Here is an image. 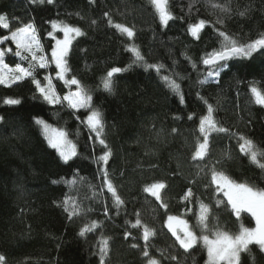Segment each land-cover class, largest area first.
Instances as JSON below:
<instances>
[{"label": "trees", "instance_id": "1", "mask_svg": "<svg viewBox=\"0 0 264 264\" xmlns=\"http://www.w3.org/2000/svg\"><path fill=\"white\" fill-rule=\"evenodd\" d=\"M168 9L174 18L163 25L151 0H0V14L10 22L9 29L0 28V36L34 23L48 59L53 21L84 33L71 41L66 79L75 77L92 96V107L103 116L101 138L108 146L100 145L84 123L89 108L47 104L30 80L0 85V255L6 264H100L104 237L109 241L105 264H147L149 258L160 264H205V248L198 243L185 252L165 223L168 215L176 216L196 234L211 236L197 222L201 203L210 210L212 230L235 235L241 225L255 227L249 213L236 217L223 192L216 191L211 173L215 169L236 183L264 189V169L240 151L238 139L242 135L264 150V105L255 102L250 90L255 85L264 93V49L233 57L219 77L200 81L210 70L203 59L225 43L220 32L239 44L264 36V0H168ZM200 20L206 21L205 27L193 37L188 28ZM115 24L133 28L135 35L128 37ZM1 47L13 49L5 55L9 64L28 67L14 55L13 42ZM132 47L147 64L161 65L160 71L142 64L129 68L135 60ZM113 67L127 70L114 74L109 93L102 80ZM56 71L50 61L35 75L42 84L49 75L59 95L77 89L59 80ZM164 76L180 85L184 103ZM7 98H19L21 104L6 105ZM208 105L218 126L230 134L211 133L207 154L194 160L203 139L200 118L208 114ZM37 117L66 132L77 155L65 163L35 124ZM109 149L108 164L98 163ZM104 168L124 201L119 208L104 187ZM157 182L166 185L161 201L144 191ZM189 189L192 196L185 200ZM73 201L81 212L70 218ZM138 218L141 226L133 227ZM92 221L99 226L81 235ZM143 225L155 231L147 242L149 257L143 256ZM249 247L250 252L241 254V264H264V251L255 244Z\"/></svg>", "mask_w": 264, "mask_h": 264}, {"label": "snow or ice", "instance_id": "2", "mask_svg": "<svg viewBox=\"0 0 264 264\" xmlns=\"http://www.w3.org/2000/svg\"><path fill=\"white\" fill-rule=\"evenodd\" d=\"M33 3L37 0H32ZM40 3H44L45 0H39ZM48 3H52L53 0H47ZM151 4L156 9L160 22L163 25H167L170 20L174 17L168 9V0H151ZM214 7H220L214 5ZM227 11V9H222ZM108 13H105L107 16ZM240 15H244L243 12ZM94 23V22H93ZM111 23V20L109 21ZM222 23V21H218ZM206 21L200 20L198 23L191 24L188 31L193 37H198L201 29L205 27ZM53 29L59 27L60 31L63 32L64 38L62 40H56V47L52 49L51 62L56 65V77L59 80H63L65 85L71 86L76 85V91H70L62 98L55 91V87L50 76H45L42 84L40 79L36 78V69H46L49 67L50 62L44 55H38L42 52V46L36 35V27L34 23L22 24L21 27L11 30L9 35L0 36V45H3L7 41H11L15 44L16 50L14 55L19 57L21 61H27L28 67H25L22 63H16L14 67L9 66L5 63L6 53H11L13 49L11 47L4 48L0 47V85L5 87H12L18 85L20 82L30 80L35 85L36 92L39 93V98L50 105H60L63 102H67L68 107L73 110L81 108H89L90 114L87 116L84 123L91 132L95 133L96 139L100 145L107 148V144L102 135L104 133V122L103 116L99 109L92 107V96L83 88L75 77L66 79L65 74L69 71L67 66V56L71 45V40L74 36H81L84 33L80 28L71 25L63 24L59 25L57 22H52ZM115 28L126 34L128 37L135 35L133 28L127 27L121 24H115ZM0 28L9 29L10 22L6 14H0ZM52 33H49L51 36ZM219 35L224 38L225 43L222 48L217 51H213L203 59V64L209 66L210 70L207 73L205 80L200 81L201 84L207 82L208 78H216L220 76L222 69L228 67L227 61L233 57H250L253 52L258 49H264V36L252 41L248 44H239L235 39L229 37L226 33L220 32ZM130 51L135 53V60L129 65L131 68L133 65H144L146 68H155L160 71L161 65H152L145 62L144 57L140 54V51L132 47ZM127 69H121L119 67H113L107 72L105 78L102 80V88L104 91L111 93L114 86L113 76L116 73L126 71ZM163 80L167 83L168 87L177 95L180 96V102L184 103L183 94L180 91V85L175 79L169 76H164ZM251 93L255 97V102L260 105H264V93L255 85L251 86ZM36 99V96H33ZM6 105H20L21 100L19 98H7L4 100ZM208 114L200 118L199 132L203 136V142L198 144L197 151L195 152L193 159H203L208 151L209 136L211 133H225L230 134L229 129L218 126L217 121L213 117V107L208 105ZM3 117H0V122L3 121ZM192 119V116H189ZM34 122L40 127L42 134L46 137L48 144L51 148L56 149L61 159L67 163L72 157L76 156L75 145H69L66 137L67 133L60 129H54L42 118H34ZM175 131V129L173 130ZM239 149L242 153L246 154L252 163L256 164L260 169H264V150L259 149L252 140L239 136ZM112 155L111 150H107L98 158V163L102 162L104 165L108 164L109 158ZM104 187L107 188L114 198V204L119 208L124 201L117 194V189L109 179L107 168L103 169ZM211 181L216 185L217 192H223V195L227 197V204L231 206L232 211L239 219L242 212L250 213L255 219L256 226L254 228H247L243 225L240 226L238 234L232 235L228 232L222 231L219 228L212 230L209 228V208L207 205L200 204V212L197 217V222L201 227L202 232L209 234H202L197 236L196 233L189 227L188 222L179 217L169 215L167 217L166 226L168 230L175 237L176 242L179 246L187 252L193 249L198 243H203L207 249L208 261L207 264H241L240 257L242 253L250 252V245L259 246L261 251H264V189H257L254 186H249L246 183H236L231 180L222 172H217L215 169L211 173ZM75 183V180L72 181ZM166 185L163 182L153 183L152 185L144 189L145 192H149L156 200L161 201V190ZM192 196L191 189L185 194L183 199L187 200ZM68 211L67 205L69 200L64 201ZM220 203V201H218ZM161 207L167 209L168 205L161 202ZM81 209L72 202V209L69 211V217L80 214ZM108 209L105 208V214L107 215ZM138 215V214H137ZM96 221H92L89 225H85L81 229V235L86 232H91L98 227ZM141 220L138 218L133 227H140ZM129 233H125V237ZM155 235V231L150 229L147 225H143V240L145 241V248L143 250V256L149 257L148 241L151 236ZM108 238L104 237L101 239L99 255L100 264H105V257L108 253ZM137 247V245H133ZM175 260V257H171ZM0 264H6L5 257L0 255ZM147 264H160L155 258H149Z\"/></svg>", "mask_w": 264, "mask_h": 264}, {"label": "rangeland", "instance_id": "3", "mask_svg": "<svg viewBox=\"0 0 264 264\" xmlns=\"http://www.w3.org/2000/svg\"><path fill=\"white\" fill-rule=\"evenodd\" d=\"M58 24V26L59 25H63V24H59V23H57ZM57 32H59L60 33V35L59 36H57ZM52 37L54 38V40H53V46H52V48H51V50H50V59H48L49 58V56L48 55H46V53L42 50V52H39L38 53V55H44L47 59H48V61L50 62L51 61V53H52V49L54 48V47H56V40L57 39H60V40H62L63 38H64V35H63V32L62 31H60V29H59V27L57 28V29H53V27H52ZM36 35H37V33H36ZM37 37H38V35H37ZM76 36H74L73 35V38H72V40L75 38ZM39 39V38H38ZM71 40V41H72ZM39 42H40V40H39ZM41 44V43H40ZM42 46V45H41ZM0 47H1V45H0ZM43 49V48H42ZM5 63H7L9 66H11V67H14L15 65H11V64H9L7 61H6V59H5ZM52 64H54V66L56 67V65H55V63L54 62H52ZM57 70V69H56ZM46 76H49V75H46ZM65 78H66V74H65ZM63 81V80H62ZM44 83H46V81L44 82ZM77 89H75V90H72V91H76ZM56 91V90H55ZM57 93V92H56ZM69 92H67V93H65L64 95H66V94H68ZM63 95V96H64ZM61 98L63 97L62 95H59ZM39 118V117H38ZM48 123V122H47ZM49 124V123H48ZM50 125V124H49ZM52 126V125H51ZM52 128H54L53 126H52ZM54 129H56V128H54ZM41 130V129H40ZM42 132V131H41ZM44 136V135H43ZM45 137V136H44ZM45 139H46V137H45ZM66 139H67V141H68V143H69V145L71 146V145H73L72 144V142L66 137ZM46 141H47V139H46ZM203 142V139H202V141L201 142H199V143H202ZM47 143H48V141H47ZM198 143V144H199ZM197 147H198V145H197ZM56 150V149H55ZM57 151V150H56ZM196 151H197V149H196ZM195 151V152H196ZM57 153H58V151H57ZM59 154V153H58ZM149 193V192H148ZM227 198V197H226ZM250 214V213H249ZM251 215V214H250ZM169 216V215H168ZM167 216V217H168ZM254 219V218H253ZM166 221H167V218H166ZM166 221H165V223H166ZM254 222H255V219H254ZM189 225V224H188ZM255 226H256V224H255ZM190 227V226H189ZM198 237L199 236H201V235H198V234H196ZM199 244H201L203 247H204V245H203V243L201 242V243H199ZM205 248V247H204ZM205 251H206V263L205 264H207V261H208V255H207V249L205 248Z\"/></svg>", "mask_w": 264, "mask_h": 264}]
</instances>
